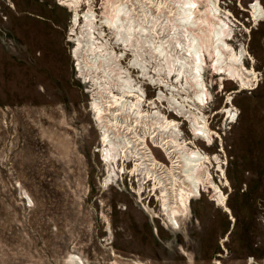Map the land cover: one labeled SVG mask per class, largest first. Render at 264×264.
Instances as JSON below:
<instances>
[{"label": "rangeland", "instance_id": "rangeland-1", "mask_svg": "<svg viewBox=\"0 0 264 264\" xmlns=\"http://www.w3.org/2000/svg\"><path fill=\"white\" fill-rule=\"evenodd\" d=\"M79 1L74 10L58 0L0 1V264H73L71 257L80 264H264V0H216L232 28L227 43L241 54L249 82L216 75L206 57L209 97L201 104L183 79L168 78L166 70L155 75L154 53L149 60L145 48L149 77L131 67L133 53L103 23L111 13L107 0ZM130 1L148 36L165 41L166 49V42L174 46V29L155 19L149 1ZM256 2L261 17L252 10ZM88 10L96 36L102 34L113 56H122L117 73L141 89L143 114L175 124L177 143L205 157L221 205L205 185L171 227L162 189L125 153L108 182L91 110L97 85L83 82L73 57ZM73 19L78 25L71 36ZM163 58L157 63L165 67ZM97 77L104 79L102 72ZM126 99L132 106L140 97ZM168 100L183 107L182 117ZM193 119L208 129L211 142L194 138ZM152 151L170 166L159 149Z\"/></svg>", "mask_w": 264, "mask_h": 264}, {"label": "bare ground", "instance_id": "bare-ground-1", "mask_svg": "<svg viewBox=\"0 0 264 264\" xmlns=\"http://www.w3.org/2000/svg\"><path fill=\"white\" fill-rule=\"evenodd\" d=\"M59 1L70 10H74L80 3L79 0ZM148 1L153 11L157 12L155 19L163 18L161 19L163 23L171 24L175 31L171 33V40L175 41L174 46L171 42H166L168 52L164 46L165 41L160 40L158 43L152 35V37L148 36L145 26L140 25V22L144 21L141 20L139 14L136 16L133 14L136 13L133 3L131 4L133 8L129 10L126 4L128 0H125V3L122 0H107L111 13L106 17V22H103L111 30L117 43L123 46L124 51L133 53L134 59L130 61L131 67L138 69L144 79L149 77L144 48L150 51L149 60L154 53L153 60L156 65L153 73L160 75L163 70H166L164 73L168 78L174 77L175 81L183 79L185 86L193 93L194 102L198 104L203 103L209 97L203 81L206 57L210 59L212 63L210 67L216 75L226 76L230 81L240 82H244L243 78L249 77L241 70L239 62L241 54L238 57L235 50L227 43L232 34V28L222 19L216 0ZM201 5L205 7L203 10ZM141 7V11L144 12L142 17L147 21L149 18L145 15L146 6ZM252 10L257 17H261L262 8L259 3H254ZM166 12L169 17H165ZM83 18L81 32L74 40L73 57L83 82L91 84L93 82L97 85V96L93 99L91 110L101 132L102 148L100 151L107 167L108 182L116 175L114 164L118 157L121 153H125L129 158L139 159L142 172H145L148 178L151 177L162 189V210L171 227H178L180 218L188 213L190 199L199 195L201 187L205 188V185L213 188L216 193V202L221 205L222 193L212 180L210 170L204 163L205 157L196 151H188L186 146H180L177 143L178 130L175 124L167 123L160 115L148 118L143 114L141 89H138L127 75L125 78L123 72L117 73L120 71L118 65L122 56H113L108 51V45L100 41L102 34L96 36L94 15L90 10L83 14ZM77 25L78 20L75 19L71 36L75 34L74 28ZM154 34L156 35L157 32ZM160 57H164L162 61L166 64L165 67L157 63ZM99 72L103 73L104 79L97 77ZM247 80L249 82V78ZM151 83L156 85L157 80ZM115 90L120 92V97L115 95ZM129 95L140 97V99L131 106L132 102L126 99ZM158 98L163 97L158 94ZM167 102L177 116H183L182 106L171 100ZM227 114L231 115V112L227 111ZM150 121H152L151 124H149ZM198 122L199 119L190 121L194 138L212 140L208 129ZM149 145L152 149H159L170 166L167 167L158 161ZM218 171L222 172L219 164ZM71 261L73 264H80L77 258L71 257Z\"/></svg>", "mask_w": 264, "mask_h": 264}, {"label": "built area", "instance_id": "built-area-1", "mask_svg": "<svg viewBox=\"0 0 264 264\" xmlns=\"http://www.w3.org/2000/svg\"><path fill=\"white\" fill-rule=\"evenodd\" d=\"M59 1V0H58ZM60 2V1H59ZM61 4V3H60Z\"/></svg>", "mask_w": 264, "mask_h": 264}]
</instances>
